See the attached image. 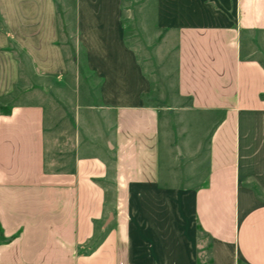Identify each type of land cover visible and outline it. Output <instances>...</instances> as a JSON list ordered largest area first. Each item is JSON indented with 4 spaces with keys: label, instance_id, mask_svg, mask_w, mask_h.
Instances as JSON below:
<instances>
[{
    "label": "crops",
    "instance_id": "obj_1",
    "mask_svg": "<svg viewBox=\"0 0 264 264\" xmlns=\"http://www.w3.org/2000/svg\"><path fill=\"white\" fill-rule=\"evenodd\" d=\"M59 1L0 0V264H264V0H157L181 104L144 105L114 69L69 137L46 122L69 75ZM107 42L99 63L125 56Z\"/></svg>",
    "mask_w": 264,
    "mask_h": 264
},
{
    "label": "rangeland",
    "instance_id": "obj_2",
    "mask_svg": "<svg viewBox=\"0 0 264 264\" xmlns=\"http://www.w3.org/2000/svg\"><path fill=\"white\" fill-rule=\"evenodd\" d=\"M57 5L59 42L68 58L69 75L58 83L55 95L46 103V122L52 128L56 127L58 136L65 133L70 136L72 126L68 120L72 122L75 106L99 103L98 89L103 80L99 75H110L106 84L111 88L115 81L111 75L114 69L121 71V79H116L121 88L127 94L138 95L144 105L176 108L181 104L175 101L178 31L158 25L157 0H83L82 5L78 4L80 8L74 0H61ZM85 41H90V55L87 54ZM107 41H121L122 55L125 56L117 62L111 56L105 64L99 63L102 52L112 47L111 44L107 46ZM21 60L24 70L33 78L28 58L22 55ZM24 81L27 89L30 87L29 80ZM29 93L30 90L20 92L17 100H32ZM76 119L78 121V115ZM79 124H83L82 120ZM208 127L203 124L184 126L171 135L174 142L183 145L184 135L189 134L191 138L197 135L203 140ZM165 144L162 142V145ZM162 145L163 156L166 150ZM172 150L174 156L169 164L177 170L184 161L179 159L176 146ZM202 259L203 264H207L206 253Z\"/></svg>",
    "mask_w": 264,
    "mask_h": 264
},
{
    "label": "trees",
    "instance_id": "obj_3",
    "mask_svg": "<svg viewBox=\"0 0 264 264\" xmlns=\"http://www.w3.org/2000/svg\"><path fill=\"white\" fill-rule=\"evenodd\" d=\"M9 111V108L7 107H0V113H7Z\"/></svg>",
    "mask_w": 264,
    "mask_h": 264
}]
</instances>
